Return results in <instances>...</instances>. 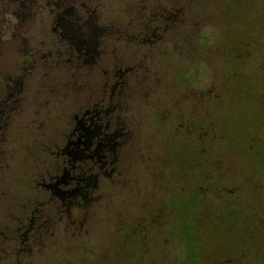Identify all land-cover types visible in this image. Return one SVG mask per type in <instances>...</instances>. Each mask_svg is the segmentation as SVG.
Returning a JSON list of instances; mask_svg holds the SVG:
<instances>
[{"label":"flooded vegetation","instance_id":"flooded-vegetation-1","mask_svg":"<svg viewBox=\"0 0 264 264\" xmlns=\"http://www.w3.org/2000/svg\"><path fill=\"white\" fill-rule=\"evenodd\" d=\"M102 1L0 0V60L5 56L7 45L20 46L19 68L9 74L6 69H0V153L4 156H23L25 153L31 154L37 145L34 150L46 158L39 162L34 185L27 187L28 192H33L32 195L21 197L17 203L19 213L17 211V217L14 216L16 223L11 236L4 232L5 239L19 243L21 252L44 246L45 238H50L54 228L62 221H69L76 227L80 222L79 217L93 204L102 205L105 200H111L109 191L113 193V188L117 191L120 189L127 196L131 194V167L135 156L142 155L136 154V144L144 126V117L138 116V113L144 116L146 105L150 104L127 102L126 94L130 90L131 98L134 91L132 77L136 69L119 62L117 46L120 43L139 44L141 41L143 44H154L160 38L158 33L177 23L182 6L181 0H164L167 4L163 0L137 1L131 7L135 13L142 14L143 20L130 22L129 19L126 22L119 17L117 9L111 11L114 12L112 16H108L109 8ZM149 12L151 15H146ZM130 28H139L140 31H130ZM132 32L134 35L130 38ZM230 51V55L238 53L236 48ZM108 61L110 65L105 66ZM88 65L93 66L91 71L100 73L101 80L94 86V94L87 97L86 103L81 104L73 114L60 142L55 145L35 142L37 144L32 148H24L22 144L12 150L9 146V125L13 111L23 114L27 109H34L38 115L39 111L44 110L43 104H38L39 92H45L47 97L52 96L54 78L59 76L66 77L62 89L65 93L70 92L79 82L77 78L86 75ZM39 77L45 79L41 85L38 83ZM83 80L86 86L88 81H85V77ZM154 105L157 108L155 119L163 127L160 128L163 134V166L147 167L153 191H144L146 198L142 203L150 204L153 213L141 209L139 213L150 224L161 222V226H164L163 243L157 246L158 254L149 258L145 255L149 245L143 239L145 227L126 226L122 237L128 243L121 244L122 237L115 238L112 242L116 241L119 245L111 244L107 252L128 254L127 259L114 256L101 262L90 251L88 255L91 258L86 255L84 264H113L118 260L131 259L134 255L139 259L138 264H172L167 260L182 264L176 257V251L170 249L176 243H182L183 237L182 228L173 233L176 214L171 203L175 200L177 204L178 199L189 193L194 199L190 209H187L193 215L191 225L205 213H219L220 216L214 214L213 218L224 221L219 231L223 236L203 235L211 237L209 242L213 241L212 237L220 238L222 245L203 247V251L189 226L191 242L194 239L197 243L196 256L200 264H264V206L237 200L236 188L229 186L228 166L212 148L218 135L221 136L219 140H225L227 152L230 149L227 141L235 143V139L222 132H214L213 121L211 127L203 128L196 121L183 119L180 108L169 119L166 114L162 117V104ZM45 112V120L49 121L51 107ZM184 129L187 131L185 142L182 139ZM168 131V135L175 140V145L169 149L166 148L165 136ZM205 141L209 144L208 148L202 145ZM183 149L188 153L187 160L196 168L188 177L189 189L183 188L182 168L178 164V160L182 163ZM10 151L11 155L8 153ZM230 151L245 156L242 152ZM167 167L175 184L173 196H167L170 189L164 175ZM257 186L263 187L264 183L260 181ZM199 189H204V195L214 192L216 198L213 201L206 196L200 198ZM141 194L142 191L140 198ZM125 198L119 203L135 204L139 199L132 195ZM214 200L219 207L210 208ZM231 225L240 228L235 230ZM168 227L172 230L167 231ZM252 238H255L254 241ZM202 255L205 262L201 261ZM67 263L74 264L73 261Z\"/></svg>","mask_w":264,"mask_h":264},{"label":"rangeland","instance_id":"rangeland-1","mask_svg":"<svg viewBox=\"0 0 264 264\" xmlns=\"http://www.w3.org/2000/svg\"><path fill=\"white\" fill-rule=\"evenodd\" d=\"M137 1L143 0H103L102 3L109 8L108 16H112L114 12L111 11L117 9L121 19L126 22L130 19L132 22L143 20L142 14L135 13L131 7L136 5ZM180 5L182 11L178 14L177 23L158 33L160 38L154 44H143L141 41L139 44L120 43L117 46L119 62L122 61L125 66L136 69L132 77L134 91L131 98L130 90L126 94L127 102L150 104L146 105L144 116L138 113V116L144 117V126L140 130L136 154L142 155H136L134 158L131 167V187L134 189H130V195L139 198L137 202L119 203L130 195L127 196L120 189L117 191L113 188V193L109 191V202L105 200L102 205L93 204L79 217L80 219L78 218L80 222L76 227L69 221L60 222L54 228L53 235L45 238L44 246L21 252L17 241L5 239L4 232L6 231L5 235L11 236L16 223L13 219L19 213L17 203L21 197L32 195L33 192H28L27 187L34 185L39 162L46 159L44 154L34 150L37 146L35 144H58L77 108L86 103L87 97L94 94V86L101 80L100 73L91 71L94 68L88 65L86 75L77 78L79 82L70 92L65 93L62 84L66 82V77H55L52 96L47 97L45 92H39L38 104H43L44 110L39 111L38 115L34 113V109H27L23 114L13 111L10 116V148L14 150L22 144L24 148L35 146L34 154L32 152L23 156H6L7 167L2 175V185L7 193L0 203V264H68V261L84 264V257L90 251V254L96 255L101 262L114 256L127 259L128 254L116 255L107 251L111 244L119 245L116 241L112 242L113 239L121 238L126 226L133 225L145 227L143 239L149 244L145 255L151 258L158 254L156 249L163 243L164 226H161V222L150 224V221L139 213V209L153 213L150 211V204L142 203L144 191H153L147 167L163 166V134L160 131L163 127L155 119L157 108L154 104H162V117L166 114L171 119L180 108L183 119L196 121L203 128L211 127L210 123L213 121L214 132H222L223 135L234 138L235 143L227 141L228 148L242 152L245 156L231 152L230 149L227 152L225 140H219L220 135L212 148L220 154L217 155L218 158L223 159L228 166L229 186L231 189L236 188L237 200L264 206V186H257L260 181L264 183V0H181ZM146 15L151 14L149 12ZM172 18L175 20L173 16ZM134 30L138 33L140 31L139 28H130V31ZM133 35V32L130 33V38ZM19 47L15 44L6 46L5 56L0 60L1 70L6 69L9 74L19 68ZM233 48L238 49V53L230 55L229 52ZM110 63L106 62L105 66ZM84 77L85 81H88L86 86L83 85ZM43 81L45 82V79L38 78L40 85ZM48 107H51L49 121L45 120ZM169 133H165L168 149L175 145V140ZM186 134L184 129V142ZM250 138H253L252 142H249ZM202 145L208 148L209 144L205 141ZM8 153L11 155L12 152ZM177 158L180 159V156ZM187 158L188 153L183 149L182 163L178 160V164L182 168L183 188L189 189L188 177L196 168ZM168 169L167 167L164 173L170 187L167 196H173L175 184ZM198 192L200 198L206 196L211 201L216 198L212 191L206 195L204 189H199ZM193 200L189 193L178 199L177 204L175 200L171 203L176 214L173 233L182 228L183 237L182 243H176L170 249L176 251V257L182 264H200L196 256L197 243L194 239L191 242L189 233L193 215L187 209H190ZM212 207H219L217 201L210 205V208ZM214 214L220 216L219 213ZM214 214L205 213L191 225L192 234L197 236L201 251L203 247L222 245L218 237H212V242H209L211 237H203L208 233L211 236H223L219 231L223 228L224 221L213 218ZM230 227L235 230L240 228L236 225ZM170 230L172 228L168 227L167 231ZM254 239L252 238L253 241ZM121 242L126 245L128 240L122 237ZM167 261L178 264L175 261ZM201 261L205 262L203 255ZM138 262L139 259L134 255L131 259L118 260L113 264Z\"/></svg>","mask_w":264,"mask_h":264},{"label":"trees","instance_id":"trees-1","mask_svg":"<svg viewBox=\"0 0 264 264\" xmlns=\"http://www.w3.org/2000/svg\"><path fill=\"white\" fill-rule=\"evenodd\" d=\"M1 117H2V115H0V118ZM0 141H1V135H0ZM0 146H1V142H0ZM6 167H7L6 156H4L0 153V203L3 201L4 198H6V193H7L6 190L4 191V188L2 185V175H3V172L5 171Z\"/></svg>","mask_w":264,"mask_h":264}]
</instances>
